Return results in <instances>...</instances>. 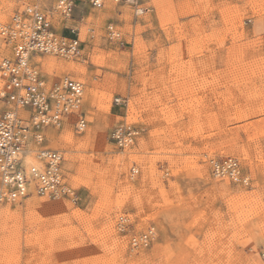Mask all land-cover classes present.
<instances>
[{"label": "rangeland", "instance_id": "374dc122", "mask_svg": "<svg viewBox=\"0 0 264 264\" xmlns=\"http://www.w3.org/2000/svg\"><path fill=\"white\" fill-rule=\"evenodd\" d=\"M30 2L0 0V21ZM137 3L50 14L54 33L81 47L73 59L31 60L46 81L67 75L84 87L85 127L69 115L42 132L74 197L0 204V264H264V0ZM109 25L119 38H108ZM58 60L81 71H58ZM7 110L29 121L0 99ZM120 125L136 130L125 148L110 139ZM228 156L247 184L212 174L209 161ZM149 228V242L131 246Z\"/></svg>", "mask_w": 264, "mask_h": 264}, {"label": "built area", "instance_id": "2783aa9c", "mask_svg": "<svg viewBox=\"0 0 264 264\" xmlns=\"http://www.w3.org/2000/svg\"><path fill=\"white\" fill-rule=\"evenodd\" d=\"M30 5L19 14H15L9 24L0 25V39L12 45V58L0 57V80H4V88L0 90V99L13 106L29 111V121H23L13 114L0 115V203L14 202L31 193L38 196L73 198L74 191L63 181L60 172L62 155L57 150L44 148L42 132L48 127H59L64 118L76 116L75 127H85L83 113L80 111L83 88L76 79L64 76L52 83L49 89H43L45 79L34 70L27 61L31 52L62 55L75 58L80 56L81 47L78 38L60 36L52 32L49 16L35 4L39 0H30ZM55 8L64 18L72 15L76 6L81 3L94 9L101 8L106 2H129L137 6L140 0H54ZM137 10H140L137 12ZM137 7L136 14L145 11ZM29 21V22H28ZM31 22V23H30ZM28 24V25H26ZM107 36L110 40L119 38V33L109 25ZM45 85V84H44ZM120 102L119 98L115 99ZM32 135L34 158L38 162L37 169L30 167L25 172L21 164V154L27 142V133ZM136 130L127 125L112 129L110 139L124 148L132 143ZM212 173L220 178H227L233 183L247 184L248 178L240 172L237 159L225 157L210 161ZM126 219L120 217L116 227L122 230ZM152 230L132 238L133 247L146 245V239ZM146 241V242H145ZM264 263V249L260 252Z\"/></svg>", "mask_w": 264, "mask_h": 264}, {"label": "bare ground", "instance_id": "6f19581e", "mask_svg": "<svg viewBox=\"0 0 264 264\" xmlns=\"http://www.w3.org/2000/svg\"><path fill=\"white\" fill-rule=\"evenodd\" d=\"M109 2V1H108ZM41 3H42V0H39L38 2H36L35 4H37V6H40L41 7ZM242 4V3H241ZM30 4H28V5H26L25 7L27 8V6H29ZM55 6H56V1H54L53 0V4H52V6H51V10H49V11H45L44 10V8H42L41 7V10L44 12H46V14H47V16H49L48 18L50 19L51 18V13L52 14H54V13H59L58 11H57V9L55 8ZM24 7V8H25ZM23 8V9H24ZM22 9V10H23ZM21 10V11H22ZM21 11H18V12H15L14 14H12V16L10 17V19L8 20V21H6V22H2V21H0V25H2V24H9V22L10 21H12V18L15 16V14H19ZM103 11V10H102ZM44 12V13H45ZM49 12V13H48ZM60 16H62V15H60ZM100 16V15H99ZM63 17V16H62ZM70 17V16H69ZM100 17H102V16H100ZM29 22V21H28ZM49 22H50V20H49ZM31 23V22H30ZM26 25H28V24H26ZM50 26H51V22H50ZM52 29V28H51ZM52 32H54L53 30H52ZM240 34V33H239ZM12 53H13V47H12V45H9V44H6V43H4V42H2V39H0V57H6V58H12ZM36 55H39V56H45V55H52V56H56V57H61V58H64V59H68V58H71V57H68V58H66V57H63L62 55H53V54H43V53H40V52H31L30 53V57H29V59H28V61H27V63H28V65H30V67H32L34 70H36V71H38L39 72V74H40V76H41V72H40V69H39V67H37L35 64H33L32 62H31V60H32V58H34V56H36ZM39 56H37V58L35 59V61L36 62H40L41 61V58H39ZM76 58V57H75ZM71 59H73V58H71ZM52 63H53V66H55L56 68H57V70L58 71H63V72H65V71H67V70H70V71H81V69L79 68V66L78 65H76V64H74V63H69V62H66V61H62V60H58V61H51ZM65 76V75H64ZM64 76H62V77H64ZM67 76V75H66ZM61 77V78H62ZM69 77V76H68ZM45 81H46V79H45ZM77 82H79L80 84H81V86H82V88H83V92H84V87H83V84L80 82V81H78V80H76ZM52 83H53V81H46V82H44L43 83V89L44 90H47V89H49V87L52 85ZM45 84V85H44ZM4 85H5V82H4V80H0V90L2 89V88H4ZM93 86V85H92ZM92 90L93 89H91V92H92ZM94 91V90H93ZM83 92H82V98H83ZM82 100V99H81ZM82 102V101H81ZM18 108V110H17V112L19 113V114H21L22 115V117H24V118H27V115H26V113H25V111L24 110H22L23 108H20V107H17ZM80 111H81V109H80ZM6 115H8L10 118L11 117H13V114H16L17 115V113L16 112H14V111H12V110H7V111H5L4 112ZM191 114V113H190ZM204 115V114H203ZM217 115V114H216ZM205 116V115H204ZM247 116V115H246ZM241 117V116H240ZM213 119V118H212ZM198 120V119H197ZM211 120V119H210ZM210 124V123H209ZM67 131V130H66ZM90 131V130H89ZM161 132V131H160ZM70 133V132H69ZM96 134L95 132H93L92 134H88L86 137H85V139H83V140H79V142H77L76 144L78 145V146H83V145H86V144H89L90 142H91V140H92V136H94V135ZM69 135V134H68ZM68 135H67V132H64V134H61L58 138H59V140H65L66 138H68ZM27 142H26V144H25V147H24V150H23V152H22V154H21V157H20V160H21V164H22V166L24 167V169H25V172L28 174L29 173V170H31L30 169V167H35L36 169H37V167H38V162H37V160L34 158V155H33V152H34V150H36V146L34 147V144H33V140H32V135H31V133L30 132H28L27 133ZM49 137H51V138H54L55 137V132H51L49 135H48ZM73 137V136H72ZM90 137H91V139H90ZM94 138V137H93ZM72 139V138H71ZM67 141H68V139H67ZM65 142V141H64ZM70 142V141H69ZM70 143H72V142H70ZM144 144V143H143ZM71 146V145H70ZM87 146V145H86ZM149 147V146H148ZM125 148V147H124ZM143 148V147H142ZM233 148V147H232ZM217 150V149H216ZM235 150V149H234ZM239 151V150H238ZM234 158V157H233ZM236 159V158H235ZM73 160V159H72ZM89 159H87L86 160V158L85 159H82V160H77L80 164H87L88 165V163H90L91 162V159L88 161ZM212 160V159H211ZM210 160V161H211ZM210 161H209V163H210ZM72 163V162H71ZM70 163V164H71ZM92 164V163H91ZM69 166V165H68ZM210 167H211V163H210ZM204 170V169H203ZM211 171H212V169H211ZM240 172H241V170H240ZM205 174V173H204ZM213 174V173H212ZM214 175V174H213ZM214 176H216V175H214ZM103 177V176H102ZM217 177V176H216ZM229 180V179H228ZM2 203H5V202H2ZM2 203H0V204H2ZM3 215H5V214H3ZM3 217V216H2ZM4 220H5V218H4ZM111 228V227H110ZM149 230H152V228H149ZM153 233V232H152ZM133 238V237H132ZM132 238H131V241H132ZM131 241H130V244H131ZM146 241L147 242H149V238L148 239H146ZM145 241V242H146ZM1 245V244H0ZM131 246H132V244H131ZM1 248H2V245H1ZM0 251H1V249H0ZM41 253V252H40ZM2 254V253H1Z\"/></svg>", "mask_w": 264, "mask_h": 264}]
</instances>
